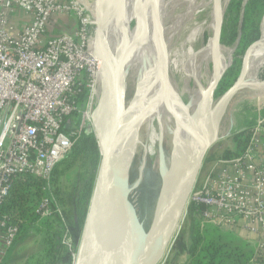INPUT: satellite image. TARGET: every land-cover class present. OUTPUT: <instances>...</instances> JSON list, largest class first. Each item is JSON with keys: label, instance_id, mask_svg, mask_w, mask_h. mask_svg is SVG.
I'll return each mask as SVG.
<instances>
[{"label": "built area", "instance_id": "built-area-1", "mask_svg": "<svg viewBox=\"0 0 264 264\" xmlns=\"http://www.w3.org/2000/svg\"><path fill=\"white\" fill-rule=\"evenodd\" d=\"M94 3L0 0V207L16 179L34 176L43 191L38 212L55 210L63 219L51 178L85 132L99 93ZM60 15L76 26L48 34L52 17ZM187 204L201 229L228 230L247 221L257 235L248 264H264V118L240 155L219 159L197 178ZM64 226L62 243L71 248ZM18 234L19 226L0 211V263Z\"/></svg>", "mask_w": 264, "mask_h": 264}, {"label": "water", "instance_id": "water-1", "mask_svg": "<svg viewBox=\"0 0 264 264\" xmlns=\"http://www.w3.org/2000/svg\"><path fill=\"white\" fill-rule=\"evenodd\" d=\"M140 25L136 35L128 38L124 32L119 37L115 53L106 44L107 17H115L117 0H96V25L93 30V52L100 61L99 93L90 112L92 130L99 148L91 196L73 264H159L168 249L182 219L190 193L196 183L208 149L220 138L223 114L241 88L246 72V58L234 83L212 104V97L225 69L218 74L204 94L197 111L208 107V112L195 129V117H180L187 121L184 138L176 140V156L167 169L161 161V183L151 222L145 227L140 221L128 195V172L132 155L126 168V180L117 184L116 148L123 136L137 100L149 85L134 91L126 105V77L122 66L124 56L146 33H151L161 49V64L156 78L170 80V60L163 29L153 15L152 0H137ZM221 26L214 31V51L220 44ZM139 130V129H138ZM180 145V146H179ZM145 155V154H144ZM165 171V175H163ZM126 189V191H125Z\"/></svg>", "mask_w": 264, "mask_h": 264}, {"label": "rangeland", "instance_id": "rangeland-1", "mask_svg": "<svg viewBox=\"0 0 264 264\" xmlns=\"http://www.w3.org/2000/svg\"><path fill=\"white\" fill-rule=\"evenodd\" d=\"M180 2L181 0H163V13H161L163 17L161 25L168 46L169 60L171 63L169 73L171 87L174 89L173 91L177 97L188 104L190 98L197 89V85L192 79H183L178 74L173 73L171 62L172 60L179 59L180 51L182 50V42L185 40L183 28L186 22L180 21V18L182 19L183 16V13L180 11ZM71 25L69 26L66 24L64 30L72 31ZM130 27H135V23H130ZM262 35H264V0H228V2H226L221 25L220 44L229 49L224 61L227 67L215 87L212 104H214L234 83L241 70L246 52L248 50L250 51L252 46L260 40ZM207 39L208 36L204 34L195 44V49L198 50L205 45ZM212 64V61L209 62L208 66H206L203 71V77L206 80L212 79ZM126 78L125 103L127 105L135 91V81L129 76H126ZM255 80L256 82L264 81V63L256 72ZM263 118L264 95L256 93L249 87L244 86L239 88L223 114L220 138L208 149L197 177L198 181L201 180L205 173L219 159L232 158L240 155L252 136L253 126L257 121ZM87 129L92 130L91 119L86 130ZM138 132L146 139L144 141V146H148L149 140L144 127L140 126ZM173 135L179 139L176 132H173ZM166 139H168V141ZM175 143L176 141L174 144ZM175 146L176 144H170L169 138L163 136V138L159 139L158 136L151 150L145 155L142 152L135 153L136 155L134 154L135 156L128 172L127 183L130 188L135 184L136 186L130 190L128 198L134 204L137 215L145 227H148L151 222L153 209L160 188L161 161L167 169L172 165L177 150ZM227 150L231 157L223 156V153ZM129 160L126 162L125 168ZM55 169L57 170L55 173L53 172V175L54 177L55 175L59 177L57 182L60 191H57V184L55 185L54 182L51 184V188L63 219L55 210L53 212L51 210V212L46 215H41V213L38 212V216L30 223L28 230L25 231V237H22L23 239L19 241L15 249L16 252L10 260V264H50L52 261L54 262L56 257H59L57 260L58 264L74 263L84 221L80 231L76 234V230L74 231L73 225L69 222V218L72 219V215H75V218L79 216L77 211H74L72 198L73 196L75 197L77 191H79L80 187L85 183V174H83L82 166L78 165L76 162L73 164V156L66 157ZM75 188L78 189L75 190ZM88 203L89 202H87V204ZM188 208L189 205L187 204L167 252L159 264H166L170 262V259H175L173 257L176 246L174 245L175 240L182 234L186 241L191 232V225L194 222L197 223L200 231L204 229L200 228L197 217L192 210L191 213L193 217L188 215ZM190 209L191 208H189V211ZM65 224L69 230L71 248L62 243L63 235H65ZM221 230L231 232L226 229ZM49 234L51 235L53 243L59 241L62 245L63 250L60 254L55 255L49 243H46L45 240L49 238ZM65 241H68V239Z\"/></svg>", "mask_w": 264, "mask_h": 264}, {"label": "bare ground", "instance_id": "bare-ground-1", "mask_svg": "<svg viewBox=\"0 0 264 264\" xmlns=\"http://www.w3.org/2000/svg\"><path fill=\"white\" fill-rule=\"evenodd\" d=\"M162 2L163 0H152L153 15L161 28ZM226 2L228 0H181L180 2V11L183 13L180 21L186 22L183 28L185 40L182 42L179 59L171 62L173 73L178 74L183 79H192L197 85V89L188 104L177 97L170 81L166 83L160 78L157 80L156 73L161 64L162 56L161 49L151 33L143 35L124 56L123 74L135 81V91L147 85H149V89L134 105L128 126L117 144L116 179L118 186L121 181H125L127 168L125 165L133 154L139 152L146 154L151 150L158 136L159 139L163 136L169 138L170 144L175 145L174 142L177 137L173 135V132H176L180 140L184 138L187 129V121L181 120L180 117H185V120L189 116L195 117L196 129L202 122L205 112L209 111L207 107L196 116L199 104L208 87L218 74L227 67L224 61L229 49L219 45L217 52L214 51V31L215 28L222 25ZM140 20L137 0H117L115 17H107V47L116 53L119 48L121 32H124L128 38H133L139 29ZM132 22L135 23V27L131 28L130 23ZM204 34L208 36L207 42L196 50L195 44ZM247 52L244 56L246 58V72L241 87H249L256 93L264 95V81L256 82L255 80L256 72L264 63V35ZM211 61L213 62L212 79L206 80L203 77V71ZM140 126H143L147 132L148 146H144L146 139L138 132ZM166 140L168 141V139ZM162 173L165 175V171Z\"/></svg>", "mask_w": 264, "mask_h": 264}, {"label": "trees", "instance_id": "trees-1", "mask_svg": "<svg viewBox=\"0 0 264 264\" xmlns=\"http://www.w3.org/2000/svg\"><path fill=\"white\" fill-rule=\"evenodd\" d=\"M86 95H83L82 99ZM227 150L223 153L224 157L229 156ZM237 155V153H236ZM73 156V164L76 162L82 166L83 174H85V183L80 187L79 191L73 196L74 211H77L78 217L72 215L69 222L73 225L74 231H80L84 221V216L87 211V202L91 195V189L95 177L96 168L99 162V148L95 139L93 131L87 129L67 157ZM64 160V159H63ZM60 164V163H59ZM57 169H54V173ZM53 173V174H54ZM57 175L51 178V184H57ZM78 188H75L77 190ZM43 195L42 183L34 176H26L24 179H16L12 185L11 192L6 201L1 205L0 211L8 214L12 221L19 226V233L25 235L29 225L38 216V206L40 199ZM189 208L190 205H189ZM187 210L188 215L193 217L191 210ZM75 214V212H74ZM188 239L185 241L181 234L174 242L175 253L174 258L170 259L166 264H178L181 256H186L185 264H248L251 256L253 255L254 248L246 240L239 236L222 231L215 226H205L200 231L198 225L194 222ZM19 234V235H20ZM49 239V240H48ZM46 243H49L51 250L56 254H60L63 250L59 241L53 243L51 235L47 238ZM56 257L54 262L50 264H58Z\"/></svg>", "mask_w": 264, "mask_h": 264}, {"label": "crops", "instance_id": "crops-1", "mask_svg": "<svg viewBox=\"0 0 264 264\" xmlns=\"http://www.w3.org/2000/svg\"><path fill=\"white\" fill-rule=\"evenodd\" d=\"M66 24L69 26L71 24H73V25H71L72 29H74V27L76 26V23L71 18L67 19L66 17L61 16V15L52 17L51 21L48 24V34H56L59 32L66 31V30H64L66 27ZM246 224H249V223L245 220H242L238 225H236L235 227L228 229V230H230L233 234L239 236L240 238L248 241L254 248L256 245V241H257V235L249 232L246 228ZM22 237H25V235H22V234L19 235L18 234L15 243L10 248L7 255L5 256V258L3 259V261L0 264H10V262H11L10 260L16 252L15 249L18 246L19 241H21L23 239ZM185 263H186V256L183 255L179 259L178 264H185Z\"/></svg>", "mask_w": 264, "mask_h": 264}]
</instances>
